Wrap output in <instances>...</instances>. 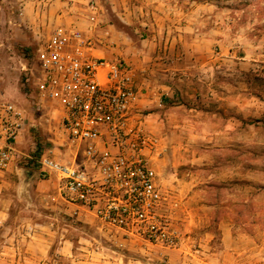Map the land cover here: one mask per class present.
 Returning a JSON list of instances; mask_svg holds the SVG:
<instances>
[{"label": "rangeland", "instance_id": "obj_1", "mask_svg": "<svg viewBox=\"0 0 264 264\" xmlns=\"http://www.w3.org/2000/svg\"><path fill=\"white\" fill-rule=\"evenodd\" d=\"M39 1L0 0V102L15 103L26 117L15 144L13 165L35 171L31 182L12 176L0 190V208L5 211L0 218V264H224V222L244 233L242 260L237 264H264V0H193L209 2L212 19L227 17L230 31L238 37L229 50L255 59L242 74L234 73V61H222L226 77L231 82L242 80L244 96L250 100L242 139L231 141L232 147L236 143L242 150V202L237 200L241 219L221 221L222 211L228 208L220 202L219 189L206 186L208 172L218 177L219 146H208L211 142L202 140L200 149L214 158L206 170L201 165L190 171L187 164L175 169L169 162L159 168L153 152L160 127L144 119L147 109L131 113L132 123L153 139L145 154L158 175L164 213L180 234L176 248L145 245L115 235L95 217L66 202L55 180L38 172L34 158L42 151L51 149L56 157L68 160L73 149L61 135L55 110L37 106L33 82L27 79L35 68L37 37L59 24L74 25L92 35L96 55L128 63L115 47L126 44L115 41L120 36L113 39L110 25L122 30L123 22L108 0H94L93 9L91 0H68L66 5L44 0L48 1L45 7L37 6ZM172 1L187 4L192 0ZM212 49L221 47L216 44ZM254 115H259L262 123H257ZM190 180L197 184L192 186Z\"/></svg>", "mask_w": 264, "mask_h": 264}, {"label": "built area", "instance_id": "obj_2", "mask_svg": "<svg viewBox=\"0 0 264 264\" xmlns=\"http://www.w3.org/2000/svg\"><path fill=\"white\" fill-rule=\"evenodd\" d=\"M37 40L27 79L37 106L55 110L61 135L73 149L68 160L42 151L34 158L38 172L55 180L66 202L115 235L176 248L180 234L164 213L158 175L145 154L153 139L132 123L131 66L96 55L92 35L74 25H56ZM25 124L19 106L0 102V170L13 163Z\"/></svg>", "mask_w": 264, "mask_h": 264}, {"label": "crops", "instance_id": "obj_3", "mask_svg": "<svg viewBox=\"0 0 264 264\" xmlns=\"http://www.w3.org/2000/svg\"><path fill=\"white\" fill-rule=\"evenodd\" d=\"M108 1L123 22L122 30L113 23L110 25L114 28L113 39L120 36L115 41L126 44L115 47L133 71L135 98L131 113L147 109L144 119L160 127L153 152L157 167L164 169L169 162L174 168L187 164L190 171H197L201 165L206 170L208 164H214V158L200 149L202 140L210 141L208 146H219L218 177L208 172L206 186L218 188L220 202H225L224 207L228 208L222 211L221 221L241 219L237 200L242 202V150L236 143L232 147L231 141L242 139L243 119L250 114V100L244 96L242 80L231 82L226 77L222 61H234V73L242 74L250 70L248 65L255 59L229 50L238 37L230 31L225 15L212 19L209 2ZM55 2L69 3L68 0ZM47 4L48 1L40 0L37 6ZM216 44L220 50L212 49ZM254 116L257 123H262L259 115ZM25 171L29 183L34 170L30 169L29 174V169L13 163L0 170V190L12 176L23 179ZM4 215L0 208V218ZM221 228L224 264L241 262L243 231L232 229L228 222L222 223Z\"/></svg>", "mask_w": 264, "mask_h": 264}, {"label": "water", "instance_id": "obj_4", "mask_svg": "<svg viewBox=\"0 0 264 264\" xmlns=\"http://www.w3.org/2000/svg\"><path fill=\"white\" fill-rule=\"evenodd\" d=\"M24 173H25V174H23V176H24L23 183L25 182V180H26V182H27V179H26V178H27V176H28V175L26 174V171H25ZM28 173L30 174V173H32V171L29 170Z\"/></svg>", "mask_w": 264, "mask_h": 264}]
</instances>
